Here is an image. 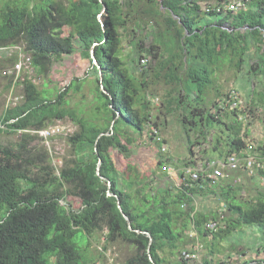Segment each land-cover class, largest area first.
Masks as SVG:
<instances>
[{"label": "trees", "instance_id": "1", "mask_svg": "<svg viewBox=\"0 0 264 264\" xmlns=\"http://www.w3.org/2000/svg\"><path fill=\"white\" fill-rule=\"evenodd\" d=\"M200 1L12 0L0 6V52L18 48L8 58L12 68L23 55L30 59L24 72L46 77L77 46L90 58L93 51L96 60L91 69L95 103L88 117L66 109L69 90L80 91L79 84L54 95L30 78L22 82V102L0 116V134L20 133L16 143L0 144V264H94L88 258L89 242L100 232L107 245L128 246L130 256L123 264H164L166 253L172 257L188 245L178 261L186 264L198 258L201 241L209 251L203 264H211L219 242L245 227L264 228V188L258 185L248 191L254 190L253 196L242 197L247 176L264 181V162L247 144L248 131L240 120L247 112L240 106L231 110L235 96L230 94L210 108L204 101L212 83L210 67L230 55L239 58L230 65L240 72L243 54L257 47L255 56L249 54L250 74L255 79L264 75V16L255 22L245 18L251 3L260 0L235 14L206 12ZM143 58L149 59L146 67H141ZM8 71L0 68L1 74ZM150 76L181 89L167 106L176 105L169 110L187 136L188 154L180 167L171 159L159 160V174L150 178L136 168L121 175L111 152L131 159L145 132L162 151L160 124L151 113L149 95L143 94ZM67 117L78 126L66 138L74 158L57 169L49 151L38 147L43 140L38 133ZM231 156L239 160L238 169L227 170L224 179L210 178V163ZM250 157L263 167L248 169ZM166 163L177 170L179 186L168 176ZM210 196L220 211L197 208L196 200ZM69 198L79 200L82 208L70 211ZM211 222L217 223L216 231L208 228Z\"/></svg>", "mask_w": 264, "mask_h": 264}, {"label": "rangeland", "instance_id": "2", "mask_svg": "<svg viewBox=\"0 0 264 264\" xmlns=\"http://www.w3.org/2000/svg\"><path fill=\"white\" fill-rule=\"evenodd\" d=\"M8 1L12 0H0V6ZM14 1L16 4H21L28 0ZM32 1L39 2L40 0ZM63 1L67 2V0ZM245 13L247 22H255L258 18H262L264 16V0L251 3ZM204 22L203 20L202 24ZM225 29L230 30V28ZM250 50L247 55L243 54V61L245 62H243L244 66L240 72L231 66L233 62L235 65L239 59L238 57L233 58L232 55L229 56L230 60L225 59L220 65L217 64L210 67L212 83L208 84L206 94H204V101L209 108L213 103L223 104L227 99V95L232 94L230 91L234 90L241 100L243 110L247 112L246 115L249 114L248 119L244 121V130L247 129L248 131L246 142L248 145L254 146L257 157L259 156L260 161L262 159L264 162V75L255 79V76L252 73L250 74L249 54L251 53V56L257 54V50L253 46L250 47ZM13 51L16 52V50L0 52L1 56L7 58H3L0 61V68L9 70V74L0 73V116L8 107L22 102L24 94L22 82L25 78L32 79L40 89L49 90L54 95L60 91H68L71 83L76 82V84L80 85L81 90L77 92L73 89L69 90L66 109L74 110L79 116L84 118L89 116V108L95 103L92 91L96 86V75L91 72L92 64H95V62L88 56L84 48L77 46L71 55L64 56L59 62L54 63L46 77L39 76L33 70L29 74L26 72L22 73L18 79L12 77L14 75L12 71L13 61L8 60L9 56L14 53ZM129 52L130 48L125 44V54ZM135 75L139 80L142 79L140 71H137ZM147 81L149 85L143 94L151 96L152 100L156 97L158 98V101H154L155 103L150 100L151 113L154 118L158 119L160 124L159 133L164 141L166 151H161V146L154 143L147 135V132H145L141 139L134 144L131 159L127 160L121 155L111 152L116 168L121 175L129 169L136 168L140 175L150 178L153 173L159 174V160L171 159L173 163L180 167L185 159V141H187V136L177 124V116L169 110L170 108L176 109V105L167 106L168 98L179 96L181 89H177L173 84L167 85L163 78L150 76ZM192 86H185V88L188 90ZM178 112L180 113V111ZM77 129L78 126L75 122L67 117L54 122L47 130L38 133L39 138L43 139L39 141V144L37 142L38 147L43 151L42 146H44L49 151L53 159V165L57 169L62 167L66 161L69 162L74 158L66 138ZM19 136L20 133H2L0 134V144H14L19 140ZM168 163H166L168 176L176 186H179L181 179L178 176V172L174 169V165L170 164L168 166ZM244 181L246 192H243L242 197L246 199L255 194L254 190H251L252 193L249 194L248 191L250 189L258 185L264 188V181L259 182L258 179H251L248 176ZM65 204L73 212H77L82 208L80 201L72 198L67 199ZM195 204L199 210L220 211L221 209L219 203L212 196L200 198L195 201ZM211 239L209 237L207 240L210 241ZM89 243L88 258L94 264H123L130 256L128 246L122 243L107 245L103 232L94 234L90 238ZM200 244L204 245V247L199 252L198 258L194 261H187L186 264H203L204 258L209 251L206 242L201 241ZM188 247L190 246H185L172 257L169 252L166 253L164 264H179L178 261H182V252ZM209 259L212 261L211 264H219L221 260H227V264H244L247 261H251V264H261L264 261V228L245 227L235 232L226 240L219 242L214 256Z\"/></svg>", "mask_w": 264, "mask_h": 264}, {"label": "built area", "instance_id": "3", "mask_svg": "<svg viewBox=\"0 0 264 264\" xmlns=\"http://www.w3.org/2000/svg\"><path fill=\"white\" fill-rule=\"evenodd\" d=\"M251 1L252 0H226L224 3H221L220 5H215V4L207 5L204 7L203 10H205L206 12L216 11L220 14H235L236 12H238L241 9L245 10ZM14 50H18V48H14ZM148 63H149V59L143 58L141 60V67H146L148 65ZM28 69H30V59L21 55L20 60L14 65V67L12 69V71L14 73V75H13L14 78L18 79V77L24 72V70H28ZM4 74H9V71L4 73ZM230 92H232V94H230V96H232V97L235 96L234 102L231 106V110H234V109L238 108L239 106H240V108H242L241 100L235 94L234 90H231ZM148 99H149V101L152 100L151 96H149ZM152 101L153 102L158 101V98L156 97ZM248 115H246V117L242 116L240 118V120H243V121L247 120ZM152 131L157 135V133H158L157 130L152 129ZM158 140L161 141L162 151L165 152L166 147H165L164 143H162L163 139L161 137H159ZM255 165L258 168L263 167L261 165V163L256 162V159L254 157H250L247 159L248 169L253 168ZM238 167H239V160L236 158V156L229 157L228 160L225 162L213 161L210 163V165L208 167L209 169H213L212 174H210L209 176H210V178H213V179H224L226 177V171L227 170L234 171V170L238 169ZM187 172L189 174L191 173L193 180H196L198 178L197 174L192 172L191 170H188ZM208 228L211 229L212 231H216L217 230V223H214V222L209 223ZM185 256H186V259L197 258L196 255L185 254Z\"/></svg>", "mask_w": 264, "mask_h": 264}, {"label": "water", "instance_id": "4", "mask_svg": "<svg viewBox=\"0 0 264 264\" xmlns=\"http://www.w3.org/2000/svg\"><path fill=\"white\" fill-rule=\"evenodd\" d=\"M105 11V10H104ZM103 11V12H104ZM91 58L93 59V61L96 63V60H95V57H94V54H93V51H92V56H91ZM112 127H113V125H112ZM111 127V128H112ZM102 136V135H101ZM111 196H113L112 194H110ZM118 207H119V210L121 211V213H122V215L124 216V218H125V220L127 221V223H128V225H129V228L130 229H132V227H131V221H130V219H129V217L122 211V209H121V205H120V202L118 201ZM148 237H150V235H148ZM150 241H151V239H150ZM151 259V258H150Z\"/></svg>", "mask_w": 264, "mask_h": 264}, {"label": "crops", "instance_id": "5", "mask_svg": "<svg viewBox=\"0 0 264 264\" xmlns=\"http://www.w3.org/2000/svg\"><path fill=\"white\" fill-rule=\"evenodd\" d=\"M216 0H203V1H200L199 3H200V5H201V7H202V9H204V7L205 6H207V5H211V4H215L216 2H215ZM210 20V19H209ZM226 28V27H225ZM255 48V50H256V47H254ZM254 86V85H253ZM187 152H186V154H185V158L187 157ZM219 160H216V162H218ZM198 165H201V163H199ZM188 170H191V169H188ZM187 170V171H188ZM188 173V172H187Z\"/></svg>", "mask_w": 264, "mask_h": 264}]
</instances>
